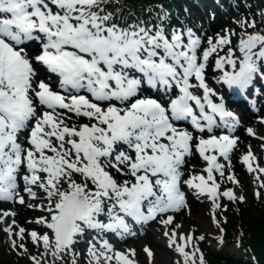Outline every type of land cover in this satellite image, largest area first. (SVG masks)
<instances>
[{"label":"snow or ice","instance_id":"snow-or-ice-1","mask_svg":"<svg viewBox=\"0 0 264 264\" xmlns=\"http://www.w3.org/2000/svg\"><path fill=\"white\" fill-rule=\"evenodd\" d=\"M105 2L0 0V201L25 204L20 180L31 200L33 187L45 194L48 215L34 223L48 231L28 233L44 248L32 264H46V255L61 259L86 232L96 233L88 264H136L133 249L116 251L103 234L135 236L129 221H157L167 229L173 224L167 214L187 207L181 181L197 159L206 175L183 184L214 208L220 195L238 198L218 192L214 173L225 176L218 157L230 159L239 121L208 86L206 69L216 54V83L244 93L257 77L264 80V35L245 34L235 46L239 57L231 47L221 56L231 33L202 49L191 29L120 26ZM73 119L86 122L69 126ZM183 122L190 128L180 127ZM254 160L250 151L242 157L249 173L264 174ZM227 180L238 183L233 175ZM4 231L12 235L11 226ZM24 233L20 228L16 235ZM163 235L184 264H196L195 253L185 251L190 235ZM143 250L151 264L153 252Z\"/></svg>","mask_w":264,"mask_h":264},{"label":"bare ground","instance_id":"bare-ground-1","mask_svg":"<svg viewBox=\"0 0 264 264\" xmlns=\"http://www.w3.org/2000/svg\"><path fill=\"white\" fill-rule=\"evenodd\" d=\"M262 91H264V88H262ZM255 101L258 102V103H264V94L261 93L257 98H255ZM256 131L257 132H253L254 134H258L260 136H263L262 134V128L260 127L259 124L256 125ZM243 143V142H241ZM199 171V167H194L193 168V173H196ZM20 186L22 187L23 186V181L20 180ZM205 199H204V196H198L197 193L193 190H191L190 192H188L187 194V204H188V210L190 212V214L192 215V218L195 220V221H198L199 223H202L203 222V226L207 229V230H210V225H209V221H203V219L201 217H199L198 213L194 212L193 211V206L194 205H200L203 203V212L205 211ZM201 212V211H199ZM142 226L141 225H138L136 226V229H141ZM91 234H95L94 232H86V234L84 235L83 238H80L78 239L79 240V250L80 251H83L85 249V247L87 245H85L84 241L85 239L87 238V235H91ZM109 233H104L103 235H107ZM152 248V247H151ZM160 247L158 248H152V251H153V254H154V257L157 261L158 264H161L162 263V260L160 259Z\"/></svg>","mask_w":264,"mask_h":264},{"label":"trees","instance_id":"trees-1","mask_svg":"<svg viewBox=\"0 0 264 264\" xmlns=\"http://www.w3.org/2000/svg\"><path fill=\"white\" fill-rule=\"evenodd\" d=\"M247 212V213H246ZM248 219L249 232L252 238V244L256 248L257 254L264 260V210L262 214L259 211H245L242 213V220ZM233 220V218H232ZM233 222V221H232ZM0 264H10L9 261L0 255Z\"/></svg>","mask_w":264,"mask_h":264},{"label":"rangeland","instance_id":"rangeland-1","mask_svg":"<svg viewBox=\"0 0 264 264\" xmlns=\"http://www.w3.org/2000/svg\"><path fill=\"white\" fill-rule=\"evenodd\" d=\"M253 192H254V189H249V190H246V191H245L246 195H252ZM199 216H200L201 218L208 219V218L206 217V215L203 214V213H201ZM182 217H183V218L185 219V221H186V227H187L189 224H191V220H189V219L186 218L187 215L182 214ZM192 221H193L192 224H195V226H196L197 228L200 226V223H198L197 221H195V220H192ZM155 240L157 241V238H156V237H155ZM141 242L143 243L144 240H142ZM154 243H155V242H154ZM155 244H156V243H155ZM230 249H232V248H228V249L226 250V252H228V253H233V255L236 256V257H238V254H239L240 256H243V251L238 250V249H236V250L232 249L233 251H231ZM161 260H162V264H168V263H169V257L165 256L163 253H162V259H161ZM163 260H164V261H163ZM156 264H157V263H156Z\"/></svg>","mask_w":264,"mask_h":264}]
</instances>
